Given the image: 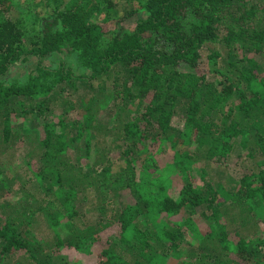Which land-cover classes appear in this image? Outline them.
Returning <instances> with one entry per match:
<instances>
[{
    "label": "trees",
    "instance_id": "16d2710c",
    "mask_svg": "<svg viewBox=\"0 0 264 264\" xmlns=\"http://www.w3.org/2000/svg\"><path fill=\"white\" fill-rule=\"evenodd\" d=\"M123 3L0 0V264H79L110 231L95 264H264V0ZM30 117L41 134L14 126ZM233 158L246 172L214 185Z\"/></svg>",
    "mask_w": 264,
    "mask_h": 264
},
{
    "label": "rangeland",
    "instance_id": "374dc122",
    "mask_svg": "<svg viewBox=\"0 0 264 264\" xmlns=\"http://www.w3.org/2000/svg\"><path fill=\"white\" fill-rule=\"evenodd\" d=\"M115 2L118 3V6H117L118 15L121 16L122 11L125 14L124 6H123L124 0H115ZM134 4H137V2H135ZM39 5H40L38 6L39 14L37 12H32L31 14H29L30 16L28 17V24H27L28 26H30L35 21V19L39 17L42 18L43 16L48 14L49 11L47 7L44 6L43 4H39ZM23 12H26V11L23 8L18 7L15 3V5L12 8L11 17L14 19L18 17L19 14H22ZM115 16H116L115 14L112 15V14L103 13L101 14V16L94 17L93 21L104 22L110 31H118L122 29L125 32L126 31L131 32L133 30V27L135 25L133 21L129 19L123 20L121 18L115 19ZM120 19H121V22L117 24L116 21ZM42 24L43 22L40 21L37 24V27L39 26L41 27ZM32 44H33L32 41H28L26 46L30 47ZM217 47H218L217 45H211V44L205 47V49H208V52L204 53L205 55L203 58L202 66L200 67L201 72L208 73L209 69H208L207 57L210 54V50L217 49ZM255 58L261 66L260 69L262 68V70H264L263 56L256 55ZM70 60L72 61L74 65L71 63ZM61 61H62V57L52 54L51 56H48L47 58H45L43 62L45 65H47L50 68H56L61 63ZM36 63H37L36 60L32 61L30 59L27 63H19V64L14 65L11 68V72L9 76L6 78V80L7 81L26 80V78L30 74H33L35 72L34 69L36 68ZM222 63H223V60H220L219 64L222 65ZM68 65H70L71 67L73 66L72 68L76 72V74H79L80 72H82V70L79 69L80 67L78 65L77 53H73L71 55V58H69ZM239 65H241V63H239ZM208 76H210V73H208ZM211 76L213 77L214 74H211ZM73 108L74 109L70 111V113H67V117L70 121L74 120L75 118L80 117L79 110L75 106ZM112 119H114V117H112ZM15 120L16 121L14 122V126L18 127L23 133L41 134L42 132L41 127H39L40 123L42 122L41 119H35V118L30 117V118H25V119L20 118V119H15ZM100 146L102 147L103 145L100 144ZM230 160H231L229 162L230 167L228 169H225V170L218 169L216 171L212 169V171H210V177H211L210 181H212L214 185L216 186L223 185L224 187L229 188L230 186L233 185L234 181L236 182L246 172V165H245L246 163H241V161H239L237 158H233ZM244 165L245 167H243ZM247 166H250V164H247ZM79 206H80L79 207L80 211L87 212L89 210V207L87 206L86 203L79 204ZM111 232L112 231L107 233L106 236H104V239H102L101 241H98V242L88 241L80 248V250L72 252L71 256L74 257L76 260H78L79 264L81 263L95 264L99 260L100 254L103 252L104 248L106 247L107 237L111 234ZM168 264H171V262H168ZM173 264H179V263L175 262Z\"/></svg>",
    "mask_w": 264,
    "mask_h": 264
}]
</instances>
